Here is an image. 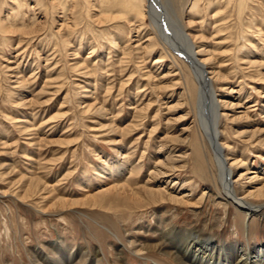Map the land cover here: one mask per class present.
Here are the masks:
<instances>
[{
	"label": "rangeland",
	"instance_id": "rangeland-1",
	"mask_svg": "<svg viewBox=\"0 0 264 264\" xmlns=\"http://www.w3.org/2000/svg\"><path fill=\"white\" fill-rule=\"evenodd\" d=\"M176 1L185 29L193 25L202 33L218 70L230 72L223 81L212 79L226 153L235 151L250 167H264V142L256 143L264 138V65L244 62L252 41L264 61V0H248L241 16L238 0H221L227 26L220 36L211 28L215 11L206 7L207 0L189 17L194 24L187 22L193 0ZM166 2L160 0L162 13L154 11L155 18L146 13L131 19L116 6L112 17L100 22L107 10L102 0H0V264H41L38 253L51 255L55 242L70 255L98 251L100 264H179L158 250L137 254L129 244L130 235L137 243L149 242L166 223L201 230L220 243L264 244V208L249 215L234 204L225 207L215 195L210 171L216 164L199 128L198 84L164 33L174 24L165 16ZM242 30L246 34L239 39ZM149 41L151 49H138ZM230 101L240 106L231 107ZM91 102L96 105L88 106ZM243 112L239 119L237 113ZM256 128L262 132L249 139L246 134ZM179 136L182 141L172 140ZM120 146L142 165L126 173L135 185L151 179L150 170L167 160L169 151L175 157L185 152L187 166L176 162L180 168L172 184L163 176L155 183L183 184L185 191L197 196L210 191L209 196L197 208L158 205L146 196L131 201L115 193L106 196L105 207L89 205L101 186L115 185L113 180L101 185L95 173L106 161L123 160ZM242 171L235 168L233 179ZM31 178L40 180L37 191H30ZM87 179L91 186L85 190L81 181ZM60 198L78 199L80 205L63 207Z\"/></svg>",
	"mask_w": 264,
	"mask_h": 264
},
{
	"label": "bare ground",
	"instance_id": "bare-ground-1",
	"mask_svg": "<svg viewBox=\"0 0 264 264\" xmlns=\"http://www.w3.org/2000/svg\"><path fill=\"white\" fill-rule=\"evenodd\" d=\"M102 1L103 3H101V5L104 6L107 10L104 9L103 11V15H106L98 17V21L100 22L103 19H108V17L111 18L112 14L109 15V13H113L114 7L116 6L123 7L128 14L132 15L131 19L136 18L139 14L146 13H149L151 16L154 15L155 18L157 13V15H160L162 13V8L159 7L163 6V4L160 5V0H146L148 2V9L146 8V6H144L143 2L145 0ZM166 1L168 2L166 3L169 10V14H167L168 12H165V16H172L174 24L165 27L166 32L164 31V33H166L165 35L169 37V41L171 42L170 44L176 45L175 48H177V50L172 48L171 46L172 50L179 54L182 59H184L185 62L188 63V65L190 66L189 68H191V71L194 75V80H196L198 84L197 96L199 94L200 100V104L198 107L200 110L199 128L201 130L202 137H204L205 140L209 142L212 147L215 160L214 163L216 164V168L212 169L211 171L209 170L212 175L210 176L212 177V181L217 190V194L215 195L218 197L219 202L221 204H224L225 207H227L228 204H234L238 209L245 211L249 215L260 214L259 212L264 208V202L256 203L248 198H264V167H250L248 161L244 158H241L239 156L240 154L236 153L235 151L226 153V148L229 147V144H227V142L223 139L224 132L221 131L216 119L217 100L215 97L216 93L214 92L212 85V79H215V77H217V79L223 81L225 80L224 78H228L230 72L226 74L221 70H218V67L220 65H215V52L206 49L207 45H205L204 43L205 36L201 35L202 33L198 34L199 31H196V29L194 31L193 25L192 27H190V29H185L184 24L181 20V16L178 15L179 10L177 11L175 9L177 1ZM201 1L202 0H193V2L191 3V8L189 10L188 19L189 17L194 16L195 12L197 11L198 4H200ZM247 1L248 0H238L239 15L243 13V8L245 7ZM214 2L216 3L211 2V0H207L205 5L208 9L213 8V11H215V14H213L211 18L214 19L215 23L211 26V28L214 29L215 33L219 34L218 32L224 31L226 29L227 21L225 20L226 16H223L224 10H221L220 8L221 0H215ZM166 3L164 7H166ZM154 11L156 12V14H153ZM101 12L102 11H100V14ZM216 17H219V21L215 19ZM187 22L189 24H194L193 20L190 19ZM200 22L204 21L201 20ZM245 34V31L242 30L240 32L239 39ZM220 35L222 34H219V36ZM225 36H227V34ZM228 37L229 36H227V38ZM151 38L152 37L148 39L151 40ZM137 46L138 49L143 48L146 51L147 49L152 48V41L147 42L146 46H144L143 44ZM256 49L257 46L255 45V42L252 41L251 47L245 51L247 56L244 57L246 58L244 62L251 66H262L264 65V61L262 62L261 59H259L258 55H255ZM260 50H262V48H260ZM223 61L225 60H222V62ZM208 63L210 67L209 65H207ZM87 72L89 73V71L87 70L84 72V74L87 75ZM159 74H157V77ZM94 105L96 104L94 102H91L88 106L93 107ZM229 105L231 107H234L233 105H235V107H239L240 103H234L230 101ZM99 109L101 110L103 108L99 107ZM204 110L206 112V115H204ZM237 114H239V119H243V115L246 114V112ZM189 129V126L183 128L181 134L184 135ZM258 132H262V130L256 128L252 133L246 135L249 136V139H252L256 135H258ZM169 137L170 136L167 134L165 139L167 140L169 139ZM172 140L175 142L182 141L180 140V136L175 137ZM257 142L262 144L264 142V138L260 140L258 139L256 143ZM117 152L118 154L123 156V160L115 158L114 160L106 161L104 162V165H102L101 167H97L95 173V177L100 180V184L102 183L101 185H103L104 182H110L111 180H113V183H115V185L109 187L101 186L100 189L97 190V193L90 195L92 196V200L90 201L89 205L105 207L106 204L104 201L106 199V196L108 194L111 195L115 193L117 194V197H129L131 201H139L143 196H146L147 199L152 200L155 204L157 203L158 205L159 203L161 204L171 202L176 205L182 204L185 206L197 208L200 207L205 198L209 196L210 191H204L201 193L200 196L195 195L192 189L185 191L183 189V184L179 185L178 188L174 187L175 184L171 187L164 185L166 183L172 184L171 177L177 167L180 166L182 168H185L187 166V161L185 160V152L181 153L179 157H175L176 155L173 156L172 151H169V156L167 157V160H156L157 163L154 166V170H150L149 173L150 176L154 174L153 177L151 179L149 178L148 180L143 181V183L139 185H135L131 178H126V173L129 171L137 172L142 165H140V163L136 164L134 163V161H131V152L125 150L124 146H120ZM261 155L263 154L261 153ZM182 161L184 162L182 165H176V162ZM235 168L243 169V171L237 176V179H233ZM161 176L166 177V183L164 182L160 184L157 181L158 184H156L155 181ZM190 181L189 184L192 183ZM29 183H31L30 191H37V189L41 185L40 180L35 178H31L29 180ZM173 183L176 182L173 181ZM237 184H239L240 190L236 188ZM81 185L83 186L82 189L85 190H87V187L91 186V184L88 182V179L81 181ZM67 202H69L70 205H68ZM55 203L57 204L56 201ZM58 203L63 207L77 204L80 205L78 199L67 201V199L65 200L60 198ZM135 237L136 236L131 235L129 237L130 247L135 253L141 254L144 249L148 251L158 250L166 255L173 256L174 260H176V262H178L179 264H264V244L259 247L248 248L247 246H242L236 243H233L231 245L230 243L225 241H222V243H220L215 237L211 236L210 234H206L201 230L191 228L179 229L175 224L172 223L163 224L161 229L158 231L157 236L153 239H149V242L147 241L146 243L141 244L137 243L138 240L135 239ZM55 243L57 247L56 249L51 251V255L48 254V256L45 255V253H38L40 259L43 261L40 262L41 264H76V262L74 263V261L77 260H87L90 264H100L102 260V256H100V252L98 251L94 252L93 255H90L89 252L82 249L75 252V254L70 255V251L66 253L62 250L61 242ZM43 256H45V260ZM151 264L159 263L152 261Z\"/></svg>",
	"mask_w": 264,
	"mask_h": 264
}]
</instances>
